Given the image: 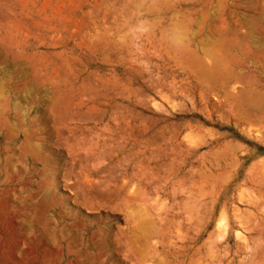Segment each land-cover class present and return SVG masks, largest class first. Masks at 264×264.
Returning a JSON list of instances; mask_svg holds the SVG:
<instances>
[{"label": "rangeland", "instance_id": "374dc122", "mask_svg": "<svg viewBox=\"0 0 264 264\" xmlns=\"http://www.w3.org/2000/svg\"><path fill=\"white\" fill-rule=\"evenodd\" d=\"M263 17L264 0H0V264H264V104L237 99L264 94ZM222 24L238 41L215 64Z\"/></svg>", "mask_w": 264, "mask_h": 264}, {"label": "bare ground", "instance_id": "6f19581e", "mask_svg": "<svg viewBox=\"0 0 264 264\" xmlns=\"http://www.w3.org/2000/svg\"><path fill=\"white\" fill-rule=\"evenodd\" d=\"M192 1H196V0H192ZM202 2V1H201ZM247 3V2H246ZM205 7V6H204ZM169 11V10H168ZM231 13V12H230ZM170 14V13H169ZM194 14V13H193ZM175 15V14H174ZM171 16H172V14H171ZM233 17V16H232ZM213 18V17H212ZM264 18V17H263ZM160 19V18H159ZM198 19V18H197ZM235 19V18H234ZM241 19V18H240ZM239 19V20H240ZM244 19H246L245 17H244ZM244 19H243V21H244ZM257 19V18H256ZM213 20V19H212ZM220 20V19H219ZM233 20V19H232ZM238 20V21H239ZM247 20V19H246ZM245 20V21H246ZM261 20V19H260ZM171 21H172V18H171ZM210 21H211V19H210ZM234 21V20H233ZM261 21H263V19L261 20ZM176 22H178V21H176ZM249 22V21H248ZM248 22H247V24H248ZM178 23H180V22H178ZM244 23V22H243ZM242 23V24H243ZM253 22H251V24H252ZM211 24H212V22H211ZM217 24V23H216ZM235 24V23H234ZM237 24V23H236ZM245 24H246V22H245ZM246 24V25H247ZM250 24V23H249ZM248 24V25H249ZM178 25V24H177ZM181 25V24H180ZM228 25V24H227ZM245 25V26H246ZM258 25V24H257ZM169 27V26H168ZM225 26L222 24L221 25V30H223V31H221V32H215V28H213V30H214V32L213 31H210L209 32V35H207L206 36V39L205 40H207V45H209L210 47H206V48H202V52H203V54H204V56L206 55L210 60H212L215 64H217V62H218V58L216 57V52H217V50H219V49H222L221 50V53H223L224 54V50L227 48H229V46H231V44H232V42H233V40L234 41H238V39H236V36H235V33L233 32V33H231V34H229L228 33V35L229 36H231L232 38H233V40L232 39H230L229 37H227L228 35H225L227 32H226V30H227V27H225ZM171 28H173V27H171ZM229 28V27H228ZM249 28V27H248ZM251 28V27H250ZM211 29V28H210ZM175 31H178L179 29H178V26H175V29H174ZM229 30V29H228ZM164 31V30H163ZM153 32V31H152ZM196 32V31H195ZM206 32V31H205ZM204 32V33H205ZM224 32H226V33H224ZM230 32V31H229ZM249 33V32H248ZM153 34V33H152ZM164 34V33H163ZM202 35V34H201ZM249 35V34H248ZM247 35V36H248ZM98 36V35H97ZM170 35H166L164 38H165V40L167 41V42H171V47H172V49H174V48H176V47H178L179 49L181 48L180 46H176L175 44L177 43V44H179V41H181L182 40V35H180L178 32H177V35L174 37V39H172L171 37H169ZM196 36V35H195ZM235 36V37H234ZM246 36V35H245ZM246 36V37H247ZM162 37V36H161ZM194 37V36H193ZM203 37V36H202ZM240 37V36H239ZM248 37H250L251 38V36H248ZM200 38V37H199ZM236 39V40H235ZM248 39V38H247ZM118 40V39H117ZM152 40V39H151ZM157 40V39H156ZM249 40V39H248ZM254 40V39H253ZM148 41V40H147ZM197 41V40H196ZM252 41V40H251ZM250 41V42H251ZM153 42V41H152ZM169 42V43H170ZM258 42V41H257ZM198 43V42H197ZM204 43H206V42H204ZM253 43V42H252ZM251 43V44H252ZM157 44H158V42H157ZM237 44V43H236ZM257 44V43H256ZM255 43H254V45H256ZM262 43H260V45L259 46H257L256 48H254L253 49V61H256V62H258L259 60H260V58H259V60L258 59H255V58H257V57H259L258 55H260L261 57H263V61H264V43L261 45ZM153 45V44H152ZM162 45V44H161ZM189 45H190V43H189ZM199 45V44H198ZM206 45V46H207ZM253 45V46H254ZM150 46V45H149ZM154 47V46H153ZM177 48V49H178ZM242 48V47H241ZM253 48V47H252ZM177 49H175V50H177ZM178 49V50H179ZM170 50H171V48H170ZM174 51V50H173ZM182 51V50H181ZM223 51V52H222ZM185 52V51H184ZM196 52V51H195ZM219 52H220V50H219ZM187 53V52H186ZM197 53V52H196ZM250 53V52H249ZM179 54V53H178ZM182 54V53H181ZM247 55V54H246ZM182 56V55H181ZM205 56V57H206ZM244 56V55H243ZM203 57V56H202ZM201 57V58H202ZM206 57V58H207ZM250 58V57H249ZM251 59V58H250ZM208 60V59H207ZM185 61H187V59L185 60ZM188 61H189V64H190V66H191V69L193 70L192 72H194V74L196 75L195 77H198V78H205V79H208V80H210V79H216V77L218 78V79H220V80H223L224 78L222 77V76H220L219 74H218V71H217V69H216V66L214 65V66H212V67H208V66H206V65H204V63L203 62H205L204 60H203V62H202V60H200L195 54H192V53H190V54H188ZM226 61V60H225ZM207 63V62H206ZM212 64V63H211ZM264 64V63H263ZM241 67V66H240ZM190 73V72H189ZM222 74V73H221ZM193 75V74H192ZM228 76H231V74L229 73V74H227ZM225 77V76H224ZM227 77V76H226ZM232 77H233V75H232ZM249 77V76H248ZM186 78V77H185ZM235 78V77H234ZM237 79L235 80V82L239 79V77H236ZM117 79V78H116ZM228 79H230V81H231V77L230 78H228ZM225 80V79H224ZM240 80L242 81V79L240 78ZM103 81V80H102ZM101 81V82H102ZM189 81H191V80H189ZM195 81V80H194ZM225 81H227V80H225ZM118 82V81H117ZM212 82V81H211ZM219 82V81H218ZM239 82V81H238ZM103 83V82H102ZM243 83V82H242ZM241 83V84H242ZM201 84V83H200ZM213 85V84H212ZM224 85V84H223ZM222 85V86H223ZM246 85V84H245ZM226 88V87H225ZM126 89V88H125ZM220 89V88H219ZM72 90V89H71ZM247 90V89H246ZM79 91V90H78ZM126 91V90H125ZM225 91V90H224ZM249 91V90H248ZM255 92H256V90H254ZM253 93V91L251 92V94H248V93H241L240 94V96L237 98L238 99V102H239V104L238 105H241V106H243V107H249V108H254V107H256L257 106V108L258 107H260V105L259 104H264V94L263 95H260V96H258V94H256V93ZM259 92V91H258ZM68 94V93H67ZM134 94V93H133ZM221 94V93H220ZM252 94H254V95H257V96H252ZM98 95V94H97ZM137 95V94H136ZM230 96V95H229ZM224 97V96H223ZM222 97V98H223ZM78 98V97H77ZM105 98V97H104ZM123 98V97H122ZM121 98V99H122ZM130 98H132V97H130ZM201 98H202V96H201ZM227 98V97H226ZM119 99V98H118ZM124 99V98H123ZM126 99V98H125ZM225 99V98H224ZM48 100H50V99H48ZM47 100V101H48ZM114 100V99H113ZM227 100H229L230 101V99H227ZM226 100V101H227ZM105 101H107V100H105ZM111 101V100H110ZM122 101V100H121ZM235 101V100H234ZM233 101V102H234ZM49 102H51L49 105H53V104H55V102L53 101V100H50ZM237 102V103H238ZM47 103V102H46ZM71 103H73V102H71ZM48 104V103H47ZM108 104V103H107ZM130 104V103H129ZM134 104V103H133ZM229 104H231V103H229ZM259 105V106H258ZM108 106V105H107ZM127 106V105H126ZM134 106V105H133ZM237 106V105H236ZM116 107V106H115ZM118 107H122V106H118ZM84 108V107H83ZM91 108V107H90ZM109 108H111V107H109ZM113 108V107H112ZM133 108V107H132ZM135 108V107H134ZM241 108V107H240ZM51 109H52V107H51ZM69 109V108H68ZM115 109H117V108H115ZM242 109V108H241ZM260 110H261V108H259ZM113 110V109H112ZM124 110V109H123ZM126 110V109H125ZM140 110V109H139ZM234 110V109H233ZM255 110V109H254ZM263 110V109H262ZM77 111V110H76ZM203 111V110H202ZM251 112H252V110H250ZM68 112V111H67ZM70 112H71V110H70ZM87 113V112H86ZM121 113V112H120ZM124 113V112H123ZM236 113V112H235ZM245 113V112H244ZM75 114H76V112H75ZM125 114V113H124ZM128 114V113H127ZM120 115V114H119ZM248 115V114H247ZM128 117V116H127ZM76 118H78V117H76ZM118 118V117H117ZM74 119V118H73ZM72 119V120H73ZM113 119H116V118H113ZM123 119H124V117H123ZM52 120V119H51ZM129 120H130V118H129ZM87 121H90V120H87ZM142 121V120H141ZM191 121V120H190ZM69 122V121H68ZM114 122H118L117 120L116 121H114ZM154 122V121H153ZM193 122V121H192ZM144 123V122H143ZM137 124V123H136ZM153 124H155V123H153ZM140 125V124H139ZM187 125V124H186ZM137 126V125H136ZM60 128V127H59ZM156 128V127H155ZM159 128V127H158ZM152 129H154V128H152ZM195 129V128H194ZM197 129H199V128H197ZM176 131V130H175ZM107 132V131H106ZM144 132V131H143ZM188 132V131H187ZM145 133V132H144ZM160 133V132H159ZM143 134V133H142ZM158 134V133H157ZM174 134V133H173ZM172 134V135H173ZM176 135H178V134H176ZM160 137V136H159ZM173 137V136H172ZM177 138V137H176ZM59 139H60V136H59ZM170 140V139H169ZM154 141V140H153ZM173 142V141H172ZM221 143V142H220ZM174 144V143H173ZM155 145V144H154ZM217 145V144H216ZM225 145V144H224ZM29 146V145H28ZM28 146H26V148L28 149V150H30V152L31 151H33V152H35L36 153V151L34 150L35 148L34 147H32L31 146V148H34V149H30V146H29V148H28ZM215 146V145H214ZM228 146H230V145H228ZM216 148H217V146H216ZM213 149V148H212ZM223 150H224V148H222ZM231 149V148H230ZM229 149V150H230ZM209 151H210V149H209ZM215 151H216V149H215ZM214 151V152H215ZM221 151V150H220ZM32 152V153H33ZM213 152V151H212ZM217 153V152H216ZM34 154V153H33ZM193 154V153H192ZM211 154H213V153H211ZM222 154V153H221ZM220 154V155H221ZM228 154V153H227ZM161 155V154H160ZM206 155V154H205ZM226 155V154H225ZM213 157V156H212ZM216 157V156H215ZM217 157H219V155L217 156ZM216 157V158H217ZM224 157V156H223ZM226 157V156H225ZM229 157V156H228ZM76 158V157H75ZM212 159H214V158H212ZM218 159V158H217ZM216 161V160H215ZM224 162V161H223ZM216 163V162H215ZM203 164V163H202ZM216 164H218V163H216ZM229 164V163H228ZM228 166V165H227ZM232 166V165H231ZM215 167V166H214ZM216 168V167H215ZM132 183V182H131ZM136 196V195H135ZM131 198V197H130ZM134 199V198H133ZM140 200V199H139ZM221 216H222V214H221ZM221 218H223V217H221ZM221 218H219V219H221ZM222 220V219H221ZM139 223V222H138ZM141 225H143V224H140V225H138V226H140L141 227ZM145 227V226H144ZM138 228V227H137ZM142 228V227H141ZM143 233V232H142ZM145 234V233H144ZM141 235V234H140ZM137 237V236H136ZM139 237V236H138ZM137 237V238H138ZM143 238H144V235H143ZM135 239V238H134ZM140 239H141V237H139L138 239H136L137 241H139L140 242ZM144 240H145V238H144ZM133 242V241H132ZM138 242V243H139ZM145 242V241H144ZM140 244V243H139ZM144 244V243H143ZM132 246V245H131ZM130 246V247H131ZM160 264V263H159Z\"/></svg>", "mask_w": 264, "mask_h": 264}, {"label": "clouds", "instance_id": "9594fccd", "mask_svg": "<svg viewBox=\"0 0 264 264\" xmlns=\"http://www.w3.org/2000/svg\"><path fill=\"white\" fill-rule=\"evenodd\" d=\"M152 21L146 18H140L130 28L129 33L134 39L146 35L152 30Z\"/></svg>", "mask_w": 264, "mask_h": 264}, {"label": "crops", "instance_id": "0c3cea01", "mask_svg": "<svg viewBox=\"0 0 264 264\" xmlns=\"http://www.w3.org/2000/svg\"><path fill=\"white\" fill-rule=\"evenodd\" d=\"M143 236V235H142ZM142 236H140V237H142ZM139 238V237H138ZM137 239V237H135V239L133 238V242L134 243H138L139 241H137L136 240ZM140 244H143L144 243V238L142 237L141 239H140V242H139Z\"/></svg>", "mask_w": 264, "mask_h": 264}]
</instances>
